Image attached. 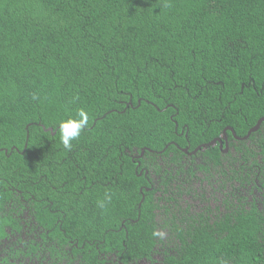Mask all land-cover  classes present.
Instances as JSON below:
<instances>
[{
    "label": "trees",
    "instance_id": "16d2710c",
    "mask_svg": "<svg viewBox=\"0 0 264 264\" xmlns=\"http://www.w3.org/2000/svg\"><path fill=\"white\" fill-rule=\"evenodd\" d=\"M80 109L69 151L59 123ZM262 118L264 0H0V243L24 206L38 229L0 264L67 246L88 264H264V122L242 140ZM226 128L231 152L192 153ZM212 172L219 208L181 211Z\"/></svg>",
    "mask_w": 264,
    "mask_h": 264
},
{
    "label": "rangeland",
    "instance_id": "374dc122",
    "mask_svg": "<svg viewBox=\"0 0 264 264\" xmlns=\"http://www.w3.org/2000/svg\"><path fill=\"white\" fill-rule=\"evenodd\" d=\"M228 152H231V149L228 148L224 153L226 154ZM210 176L211 177L209 178V180H206L203 179V177L197 173L196 181H193L191 187H189L191 193L189 194L184 193L179 199L178 203H179V207L181 208V211L187 208L189 214H194L200 212L206 207H209L210 210L219 208V204L222 199L223 192H221V189H218V187L214 183L215 181H217L214 172H212ZM199 179H203V180H199ZM228 190L231 189L228 188ZM258 195H261V192L255 191L254 194L255 198H258ZM259 207L262 208L261 205ZM29 219L30 217H28L27 213L24 212L21 219L23 229L21 230V235H19L24 242L27 241V237H31L32 226L31 223L29 222ZM167 232H168L167 228H164L163 233L168 234ZM13 241H15V239L11 238V240H8L5 243L9 244ZM15 263L38 264L32 258L28 259L24 257L19 258L18 262L16 261ZM137 264H161V257L159 255H154L150 261L143 260V261H139Z\"/></svg>",
    "mask_w": 264,
    "mask_h": 264
},
{
    "label": "flooded vegetation",
    "instance_id": "af4514ba",
    "mask_svg": "<svg viewBox=\"0 0 264 264\" xmlns=\"http://www.w3.org/2000/svg\"><path fill=\"white\" fill-rule=\"evenodd\" d=\"M226 145H227V147H226V149L223 150V153L226 152V150L229 148L228 144H226ZM17 201H23V199L21 198L19 193L15 194L13 196V198H11V200H9L7 203L10 204V207L14 208L15 205L13 203H15ZM24 207H25L24 209L23 208L21 209L22 212H21V215L19 217L21 230L23 229L21 219H22V215L24 214V212H26L28 217H29L28 208L26 206H24ZM29 222L31 223V226H32L31 227L32 228L31 237H27V241L25 243H27L30 239H33V238L35 239V237L38 233V229L35 226L36 224L33 223L31 218L29 219ZM19 235H21V231L19 234H16L15 236H11V238H14L15 241H13L9 244H6L5 242L8 241V239H6L0 243V259L6 255L8 246H11V245L13 246L14 244L18 243V237H20ZM11 238L9 240H11ZM20 240H21V242L24 243V241L21 239V237H20ZM21 245L22 244H19V246H21ZM59 251H61L59 248L57 249L58 254L51 252L49 250L38 251L34 255L30 254L29 256H21V257L28 258V259L32 258L38 264H88L87 261H85L86 259L84 256L78 255V254H76V255L73 254L71 247H69V246L64 247V251H63L64 253H62V252L59 253ZM21 257H18L17 260L10 259L9 263L10 264H16L15 262L16 261L18 262L19 258H21ZM102 260H104V259H102ZM105 260H107V263L105 261V264H117L118 263V262H115V259H111L109 256L105 257Z\"/></svg>",
    "mask_w": 264,
    "mask_h": 264
},
{
    "label": "clouds",
    "instance_id": "9594fccd",
    "mask_svg": "<svg viewBox=\"0 0 264 264\" xmlns=\"http://www.w3.org/2000/svg\"><path fill=\"white\" fill-rule=\"evenodd\" d=\"M89 124V114L80 109L75 117H69L59 123L60 142L65 149L71 151L73 141L78 140Z\"/></svg>",
    "mask_w": 264,
    "mask_h": 264
},
{
    "label": "water",
    "instance_id": "95a60500",
    "mask_svg": "<svg viewBox=\"0 0 264 264\" xmlns=\"http://www.w3.org/2000/svg\"><path fill=\"white\" fill-rule=\"evenodd\" d=\"M262 122H264V118H262V119H260V120H258V122H257V124L253 127V128H251L250 130H249V132H248V134L242 139V140H244V139H247V137L252 133V132H255V131H257L258 130V128H259V126H260V124L262 123ZM49 130H51V128H49ZM227 130H231L230 128H226L225 130H224V134H223V138H217V139H214V140H212L210 143H208V144H205V145H202V146H200V147H197L192 153H194V152H196L197 150H199V149H201V148H206V147H209V146H211V145H214L216 142H218L219 143V147L220 148H222L223 147V145L225 146V149H226V147H227V139H226V136H225V132L227 131ZM231 132H232V134H234L233 133V131L231 130ZM234 138H237V139H239L238 137H236L235 136V134H234ZM225 142V143H224ZM185 152H186V150H185ZM192 153H190V154H192Z\"/></svg>",
    "mask_w": 264,
    "mask_h": 264
}]
</instances>
